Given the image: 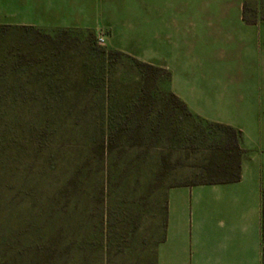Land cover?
<instances>
[{
  "label": "trees",
  "instance_id": "obj_1",
  "mask_svg": "<svg viewBox=\"0 0 264 264\" xmlns=\"http://www.w3.org/2000/svg\"><path fill=\"white\" fill-rule=\"evenodd\" d=\"M8 32L13 40L0 46V264H39L53 260L66 230L62 221L83 214L86 188L90 186L87 195L97 215L111 198L116 172L127 165L128 149L146 144L147 126L142 120L131 122L129 105L122 121L115 118L111 74L116 64L128 58L139 72L137 106L144 116L147 106L159 108L155 98L148 105L147 100L157 90L158 77L169 79L170 73L123 51L99 47L88 28L0 24V45ZM27 34L29 41L23 42ZM166 94L168 104L161 111L176 108L201 119L175 94ZM206 122L219 135L201 168L227 176L189 185L238 180L240 132ZM101 211L106 217L111 206ZM55 220L62 221L53 224ZM261 237L264 264V190Z\"/></svg>",
  "mask_w": 264,
  "mask_h": 264
},
{
  "label": "rangeland",
  "instance_id": "obj_2",
  "mask_svg": "<svg viewBox=\"0 0 264 264\" xmlns=\"http://www.w3.org/2000/svg\"><path fill=\"white\" fill-rule=\"evenodd\" d=\"M32 0H0V24L26 25L34 15L31 12ZM221 0H41L42 9H55L58 17L64 22L78 24L83 29H91L94 42L106 50L117 49L143 62L150 60L158 65L177 64L179 72L193 68H202L203 61L211 52L215 53L216 43L208 38L207 28L201 26L196 32L201 40L196 44L205 49L200 53L195 49L193 34L195 28L184 25L179 28L152 26L156 19L194 20L193 5L203 9L198 12L201 19H219L228 16L236 18L237 1L231 0L221 9ZM244 15L248 21L264 19V0H244ZM206 9V11L204 10ZM225 9V10H224ZM42 27V26H41ZM64 26H43L44 29ZM179 31L178 41L171 32ZM13 32L3 34L1 47L13 40ZM30 35L23 39L29 41ZM102 38L103 42L98 41ZM178 42L185 46L180 60L163 59L162 49ZM24 44V43H23ZM256 44V55L264 54V41L251 42L247 39L232 44V50L244 54ZM222 46H219V48ZM218 50V49H217ZM220 50L217 51L219 53ZM213 53V54H214ZM216 54V53H215ZM98 56L94 57L99 61ZM256 57V58H257ZM264 57V56H263ZM97 61V62H98ZM180 61V65L179 62ZM112 72L111 90L115 96L114 110L117 120L125 118V107L129 105L133 124L143 121L146 124V144L128 149L127 165L120 167L116 181L111 185V198L103 203L100 209L111 206V214L100 212L93 215L88 197L90 186L86 188L84 203L86 208L79 217L62 221L66 230L59 236L60 245L53 260L39 264H140L144 259L145 239L150 236L156 219L159 218L162 198L166 189L172 184H191L208 179H218L223 175L217 170L208 174L201 168L211 146L218 140L219 132L210 127L205 120L188 116L179 109L168 108L161 111L160 106L167 105L168 84L171 78L165 75L155 82L156 91L152 92L147 105L153 103L159 107L151 110L147 106L146 116L140 113L137 103L139 72L128 58H122ZM172 72V71H171ZM177 84H181L182 76L173 73ZM236 78V77H235ZM250 84L264 83V75L248 77ZM231 79V78H230ZM229 82V78H227ZM239 81V80H237ZM232 81V83H237ZM243 84L246 81H241ZM153 97V99H152ZM139 112V113H138ZM161 113V114H160ZM163 114V115H162ZM88 115L85 118H93ZM105 117V114L102 115ZM137 121V122H136ZM157 129L158 134H154ZM166 160L163 162L160 157ZM38 264V263H37Z\"/></svg>",
  "mask_w": 264,
  "mask_h": 264
},
{
  "label": "crops",
  "instance_id": "obj_3",
  "mask_svg": "<svg viewBox=\"0 0 264 264\" xmlns=\"http://www.w3.org/2000/svg\"><path fill=\"white\" fill-rule=\"evenodd\" d=\"M40 1H31L34 15L29 25L80 26L61 21L63 19L57 18L55 9H42ZM220 3L221 6L216 5L214 10L226 6L228 0ZM236 8V18H231L230 9L228 16L203 20L198 14L203 9L194 2L195 19L192 21L152 20V26L195 28V49L200 52L196 55L197 60L201 53L205 58V49L196 44L201 40L196 32L201 26L208 29V38L218 47L216 54L211 52L203 60L208 62L202 64V68L179 72L177 68L174 70V66L177 67L174 62L158 65L150 60L147 63L169 71L168 91L175 94L193 115L237 129L242 153L239 157L240 178L236 181L181 184L166 189L159 218L144 241V259L140 264H261L264 83L250 84L248 77L264 75V54L257 57L256 44L244 54L240 53V48L232 50V44L244 39L263 42L264 19L246 20L243 17L244 0H238ZM171 34L178 39L179 31L174 30ZM184 48L181 43L172 42L162 49L163 59L180 60ZM175 71L182 76L181 84L174 78ZM242 80L246 82L243 84Z\"/></svg>",
  "mask_w": 264,
  "mask_h": 264
},
{
  "label": "built area",
  "instance_id": "obj_4",
  "mask_svg": "<svg viewBox=\"0 0 264 264\" xmlns=\"http://www.w3.org/2000/svg\"><path fill=\"white\" fill-rule=\"evenodd\" d=\"M98 41H100V42H103V39H102V38H100V39H98Z\"/></svg>",
  "mask_w": 264,
  "mask_h": 264
}]
</instances>
